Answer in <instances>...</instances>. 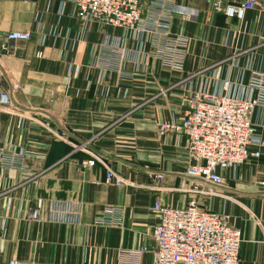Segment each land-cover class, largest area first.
<instances>
[{"label":"crops","instance_id":"1","mask_svg":"<svg viewBox=\"0 0 264 264\" xmlns=\"http://www.w3.org/2000/svg\"><path fill=\"white\" fill-rule=\"evenodd\" d=\"M141 6L144 19L170 15L168 31L85 21L69 0H0V90L13 100L0 108V147L12 159L0 160V264H155V201L195 197L182 182L192 181L186 138L160 124L184 116L186 95L222 91L226 80L232 94L246 92L264 70V0L242 19L212 0ZM164 36L186 40L182 69L162 58ZM252 121L261 157L199 195L241 230L239 264H264V105ZM106 166L126 184H107ZM67 202L66 217L53 209Z\"/></svg>","mask_w":264,"mask_h":264},{"label":"built area","instance_id":"2","mask_svg":"<svg viewBox=\"0 0 264 264\" xmlns=\"http://www.w3.org/2000/svg\"><path fill=\"white\" fill-rule=\"evenodd\" d=\"M75 6L76 15L85 21L95 20L104 25L122 29L151 32L153 28L169 29V16L144 19L141 0H69ZM214 6L224 5L230 17L244 18L249 10L256 9L259 0H212ZM191 13L188 7H174L172 12ZM29 31H12L8 38L28 40ZM186 40L164 36L162 58L174 69H182ZM9 90H0V108L12 104ZM186 111L180 120L161 123V131H175L186 138V149L191 163L184 176L192 179L195 189L199 186L225 184L223 171L235 168L251 159L261 157L263 145L256 132L252 114L259 105H264V70H254L245 93H231V83H222V91H199L184 97ZM3 147L0 160L12 161ZM100 160L98 155L82 161V166H93ZM107 167V184L121 186L125 179L112 167ZM211 191V190H210ZM210 191L206 193H210ZM75 203H56L53 209L58 214L72 213ZM153 210L158 214V223L152 230L155 241V264H239L242 232L230 223L224 212L200 206L192 197L185 205H172L156 200ZM111 210L108 209V212ZM37 213H33L36 217ZM97 222H100L98 219ZM146 250V247H144ZM9 264H21L16 260Z\"/></svg>","mask_w":264,"mask_h":264},{"label":"rangeland","instance_id":"3","mask_svg":"<svg viewBox=\"0 0 264 264\" xmlns=\"http://www.w3.org/2000/svg\"><path fill=\"white\" fill-rule=\"evenodd\" d=\"M183 182V184H188L189 185V189H187L188 191L190 190V189H195V185H197L196 183H194V182H192V181H182ZM199 186V190H202V191H204V193H197V192H191V191H189V192H191L190 194H195V197L197 198V199H199L200 200V196L202 195V194H206V192H208L209 190L208 189H205L206 188V185H204V186H200V185H198ZM189 195V194H188ZM200 195V196H199ZM166 203H169V204H172L173 202H171V201H169V202H166ZM209 203H210V201H209ZM183 205V204H182ZM207 206H209V207H211V208H213V209H216V208H214V207H212V205L210 204H207Z\"/></svg>","mask_w":264,"mask_h":264}]
</instances>
